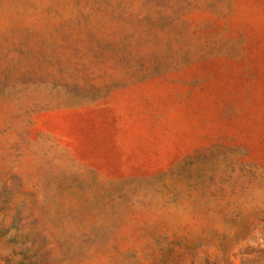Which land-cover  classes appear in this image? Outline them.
Listing matches in <instances>:
<instances>
[{
  "label": "rangeland",
  "instance_id": "rangeland-1",
  "mask_svg": "<svg viewBox=\"0 0 264 264\" xmlns=\"http://www.w3.org/2000/svg\"><path fill=\"white\" fill-rule=\"evenodd\" d=\"M0 264H264V0H0Z\"/></svg>",
  "mask_w": 264,
  "mask_h": 264
}]
</instances>
